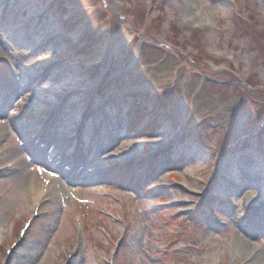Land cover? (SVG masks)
Returning a JSON list of instances; mask_svg holds the SVG:
<instances>
[{
	"label": "rangeland",
	"instance_id": "obj_1",
	"mask_svg": "<svg viewBox=\"0 0 264 264\" xmlns=\"http://www.w3.org/2000/svg\"><path fill=\"white\" fill-rule=\"evenodd\" d=\"M0 121V264H264V0H0Z\"/></svg>",
	"mask_w": 264,
	"mask_h": 264
},
{
	"label": "bare ground",
	"instance_id": "obj_2",
	"mask_svg": "<svg viewBox=\"0 0 264 264\" xmlns=\"http://www.w3.org/2000/svg\"><path fill=\"white\" fill-rule=\"evenodd\" d=\"M52 118H54V121L56 120V119H58L57 117H56V114L54 115V114H52V116H51ZM51 118V119H52ZM51 121V120H50ZM1 122V121H0ZM52 122V121H51ZM47 142L46 143H49L51 140H58V137L55 135V134H53V133H50V131H49V134H48V132H47ZM58 143V142H57ZM39 143L37 144H34V145H32V146H28V148L26 149L27 151H29L31 154L29 155V159L30 160H33L35 163H37V164H40V163H44V161H43V156L39 153V151H38V147H39ZM21 162L24 164V168L26 169V171H28L29 173H31L32 171L30 170V168H29V161H26L25 159H23L22 158V160H21ZM80 164V163H79ZM76 166V167H75ZM75 166H74V168H72L71 170H73V171H77V169H78V167H77V164H75ZM71 170H68V171H71ZM28 173V174H29ZM75 173V172H74ZM41 186V185H40ZM38 187H39V184H38ZM44 187V186H43ZM42 189V188H41ZM35 190V196H34V205L35 206H38L39 205V203H40V201H41V199H42V197L44 196V193H43V190ZM34 206V207H35Z\"/></svg>",
	"mask_w": 264,
	"mask_h": 264
},
{
	"label": "trees",
	"instance_id": "obj_3",
	"mask_svg": "<svg viewBox=\"0 0 264 264\" xmlns=\"http://www.w3.org/2000/svg\"><path fill=\"white\" fill-rule=\"evenodd\" d=\"M167 163H169L170 164V162L169 161H167ZM133 179H131V181L130 182H132V186L131 187H133V184L136 182V181H132Z\"/></svg>",
	"mask_w": 264,
	"mask_h": 264
}]
</instances>
